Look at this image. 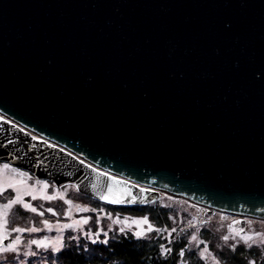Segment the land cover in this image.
I'll return each instance as SVG.
<instances>
[{
	"label": "water",
	"instance_id": "water-1",
	"mask_svg": "<svg viewBox=\"0 0 264 264\" xmlns=\"http://www.w3.org/2000/svg\"><path fill=\"white\" fill-rule=\"evenodd\" d=\"M0 115L40 179L264 219V0H0Z\"/></svg>",
	"mask_w": 264,
	"mask_h": 264
},
{
	"label": "rangeland",
	"instance_id": "rangeland-1",
	"mask_svg": "<svg viewBox=\"0 0 264 264\" xmlns=\"http://www.w3.org/2000/svg\"><path fill=\"white\" fill-rule=\"evenodd\" d=\"M54 143V142H53ZM4 165H0V205L7 203L16 196L15 188H19L21 192L25 190L35 189L34 195L37 199L33 200L32 196L24 195L23 199L26 203L31 204L38 208V211H43L44 215L40 216L37 213L24 210L21 205H14L12 210L8 214L7 242L5 240L0 243V247H6L12 243L17 236H20L21 243L17 245L16 252H0V264H56L58 263L59 252L53 250L51 246L48 248H39L36 245H30L29 242L33 239L42 240L47 237L49 240H54L57 236L63 237V247L67 245V241H80L83 238L89 241L88 243L94 244L93 240L107 241L115 233L121 232L120 229L140 231L141 228L135 224H131L132 220H139L147 218L152 225L153 230L155 224L149 217L148 212L134 213L129 211H122L116 208H112L105 204V202L97 203L94 199L81 192L78 186L74 182H66L58 185L55 182L48 179H40L36 175L31 174L28 171L19 169L17 167L8 166V169H4ZM15 170V171H13ZM22 174V175H21ZM39 181V183H37ZM8 183L15 184V188L7 187ZM47 184V189H43V185ZM43 195L56 196L53 200H45ZM63 196V199L60 196ZM71 201L69 205L66 201ZM159 202L162 205L173 206L179 209H185L189 213V222L195 225V227H189L184 233L189 239L190 249H193L200 253L206 246L209 250V258L207 259L209 264H215V261H219L220 264H226L222 259L224 253H228L230 250H234L233 245L238 246L244 244L243 241L237 237L235 240L231 238V228L237 230L244 229L241 235L249 234L255 235L256 233H264V219L240 215L235 213L224 212L220 210H211L210 208L197 204L188 198L183 196H176L166 192L161 193ZM77 206L86 207L94 211L81 212L77 211ZM51 208L56 215L47 211ZM69 209H71V215H68ZM111 217V219H109ZM116 218L121 220L127 219L130 227L124 224H116L113 221ZM88 219L87 224H82L77 228H65L63 231L59 230V227L64 224H72L74 221ZM48 220L53 225L51 231L44 227L43 221ZM239 221L240 223H235ZM231 225V228L229 227ZM15 227H36L41 229L38 232H24L16 233L12 231ZM148 225H143L144 234L149 233L147 231ZM171 230H169V233ZM195 234L198 236V240L204 241L203 244L197 246V242L191 241V236ZM224 235H230V239L225 242L222 237ZM75 237V239H73ZM261 245L264 252V244ZM247 246V245H246ZM28 252H35V256L25 255ZM214 258V259H213Z\"/></svg>",
	"mask_w": 264,
	"mask_h": 264
},
{
	"label": "trees",
	"instance_id": "trees-1",
	"mask_svg": "<svg viewBox=\"0 0 264 264\" xmlns=\"http://www.w3.org/2000/svg\"><path fill=\"white\" fill-rule=\"evenodd\" d=\"M105 204L122 211H147L155 229L164 231L154 229L137 237L134 231L126 230L112 235L107 243L97 241L90 244L85 238L79 242L67 241L56 264H209L200 253L190 249L189 239L184 234L189 229L187 210H178L175 205H162L159 198L142 205ZM172 229L176 231L173 232ZM165 248H170L171 252L166 253ZM181 251L184 252L183 256L180 255ZM222 259L226 264H264V252L261 245L254 244L249 248L245 244H239L234 250L224 253Z\"/></svg>",
	"mask_w": 264,
	"mask_h": 264
},
{
	"label": "snow or ice",
	"instance_id": "snow-or-ice-1",
	"mask_svg": "<svg viewBox=\"0 0 264 264\" xmlns=\"http://www.w3.org/2000/svg\"><path fill=\"white\" fill-rule=\"evenodd\" d=\"M4 169L7 170L8 169V165H4ZM13 171H15V170H13ZM37 183H39V181ZM7 187L15 188V184L8 183ZM47 187H48L47 184L43 185V189H47ZM15 190H16V193H17L15 198L12 199V200H9L7 203H5L3 205H0V243H3V241L8 238V233L6 231L7 224H8V214H9L10 210H12L14 205H21L24 210L30 211L32 213H37L40 216L44 215L43 211H38L37 207H34L31 204L26 203L24 201V199H23L24 195L32 196L33 200L37 199V196L34 195L35 189L25 190L24 192H21V190L19 188H15ZM108 191L110 193L112 191L111 188H109ZM42 198L45 199V200H53V199L56 198V196L43 195ZM60 198L63 199V196L61 195ZM101 199L107 200L108 196H106V195L101 196ZM66 202L69 205L72 204V202L70 200L66 201ZM109 202L115 203V202H119V201L114 199V200H111ZM47 211L52 212L53 215H56V213L51 208L47 209ZM77 211L88 212V211H94V210L88 209L86 207L82 208V207L77 206ZM68 215L69 216L71 215V209H69ZM109 219H111V217H109ZM113 222L116 223V224H124V225H126L128 227L131 226V225H129V222H128L127 219L121 220L120 218H116ZM87 223H88V219H82V220L74 221L72 224H64V225L59 227V230L63 231V229H65V228H69V229L77 228L78 226H80L82 224H87ZM235 223L238 224L240 222L236 221ZM43 224H44V227L46 229H48L49 231L52 230L53 225L50 224L48 220H44ZM131 224H135V225H137V226H139L141 228L140 231H137L135 233V235L137 237H140V236H142L144 234L143 225H148L147 231H152L153 230V227L149 223L147 218H142V219H139V220H132ZM189 227H195V225L192 224L191 222H189ZM229 227L231 228V225ZM155 230L156 231H164L162 229H155ZM12 231H14L16 233H24V232H38V231H41V229L36 228V227H15V228L12 229ZM120 231L124 232L125 229L121 228ZM172 231L175 232L176 229H172ZM243 232H244V229L237 230L235 228H231V233H232L231 234V238L235 240L237 237H239L240 240L243 241V243L245 245H247V247H249V248H251L254 244H257V243L264 244V233H256L255 235H249V234L241 235V233H243ZM73 239H75V237H73ZM222 239L225 242H227L230 239V235H224L222 237ZM191 241L197 242V246H199V244H203L204 243V241L198 240V236L195 235V234H193L191 236ZM95 242L96 241L93 240V243H95ZM103 242L107 243V241H103ZM20 243H21V238H20V236H17L15 238V240L12 241V243L8 244L6 247H0V252H9V251L10 252H16L17 251V247L16 246L19 245ZM30 245H36L39 248H48L49 246H51L54 251L59 252V251H61V248L63 247V237L62 236H57L54 240H49L47 237H45L42 240L33 239V240H31L29 242V246ZM233 248H235V245H233ZM164 251L166 253L167 252H171V249L170 248H165ZM208 254H209V250L205 246L203 248V250L200 252V255L202 257H204L205 259H208L209 258ZM25 255L35 256L36 253L35 252H28V253H25ZM180 255L183 256L184 252L181 251ZM215 264H220V262L217 260V261H215ZM253 264H254V262H253Z\"/></svg>",
	"mask_w": 264,
	"mask_h": 264
},
{
	"label": "flooded vegetation",
	"instance_id": "flooded-vegetation-1",
	"mask_svg": "<svg viewBox=\"0 0 264 264\" xmlns=\"http://www.w3.org/2000/svg\"><path fill=\"white\" fill-rule=\"evenodd\" d=\"M0 116H2V115H0ZM1 164H6V165H8V166L17 167V168H19V169H22V170L28 171V172H30L31 174H34V173H32L31 171H29V170H27V169H25V168L19 167V166L15 165V164L11 163L10 161H5V160H1V159H0V165H1ZM34 175H35V174H34Z\"/></svg>",
	"mask_w": 264,
	"mask_h": 264
},
{
	"label": "built area",
	"instance_id": "built-area-1",
	"mask_svg": "<svg viewBox=\"0 0 264 264\" xmlns=\"http://www.w3.org/2000/svg\"><path fill=\"white\" fill-rule=\"evenodd\" d=\"M211 210H215V209H211Z\"/></svg>",
	"mask_w": 264,
	"mask_h": 264
}]
</instances>
